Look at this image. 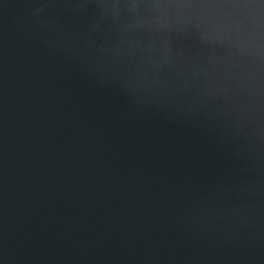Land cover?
Instances as JSON below:
<instances>
[{"label":"water","instance_id":"95a60500","mask_svg":"<svg viewBox=\"0 0 264 264\" xmlns=\"http://www.w3.org/2000/svg\"><path fill=\"white\" fill-rule=\"evenodd\" d=\"M0 264H264V0H0Z\"/></svg>","mask_w":264,"mask_h":264}]
</instances>
